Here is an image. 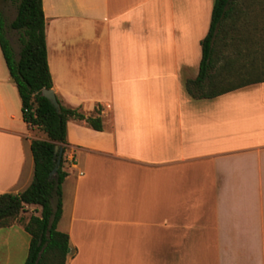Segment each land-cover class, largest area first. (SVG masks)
<instances>
[{"label":"crops","instance_id":"0c3cea01","mask_svg":"<svg viewBox=\"0 0 264 264\" xmlns=\"http://www.w3.org/2000/svg\"><path fill=\"white\" fill-rule=\"evenodd\" d=\"M41 3L56 97L101 110V131L70 120L60 145L67 264H264V83L185 90L214 0ZM34 139L0 49V195L31 183ZM25 214L0 228V264H24Z\"/></svg>","mask_w":264,"mask_h":264},{"label":"trees","instance_id":"16d2710c","mask_svg":"<svg viewBox=\"0 0 264 264\" xmlns=\"http://www.w3.org/2000/svg\"><path fill=\"white\" fill-rule=\"evenodd\" d=\"M6 1V0H0ZM16 5V16L9 28L19 32L18 58L5 36V22L0 12V49L9 76L15 83L21 99L22 117L29 128L42 131L47 140L34 139L30 149L33 158V176L29 186L18 194L0 195V228L19 220L26 207L36 206L39 215H32L23 228L30 236L24 264H67L68 235L57 230L62 213L61 185L66 176L62 159L55 176L49 179L57 155L56 145L66 144V125L70 120L84 122L95 131L102 130L100 108L94 115L86 116L78 108L60 104L57 114L50 102L41 96L42 89H52V79L47 64L45 20L41 0H9ZM237 0H214L211 22L206 36L200 42L202 57L199 72L194 80L185 83L186 93L194 98L212 99L225 93L256 84L262 80H244L228 83L229 73H211L216 58V45L223 38L224 22L234 13ZM222 37V38H221ZM237 81V80H236ZM55 201L54 208L51 203Z\"/></svg>","mask_w":264,"mask_h":264},{"label":"rangeland","instance_id":"374dc122","mask_svg":"<svg viewBox=\"0 0 264 264\" xmlns=\"http://www.w3.org/2000/svg\"><path fill=\"white\" fill-rule=\"evenodd\" d=\"M0 12L7 23L10 46L17 55L21 47L18 34L9 28V23L16 16V5L9 0L1 1ZM231 17L233 20L229 18L224 22L223 32L226 34L216 45L217 54L211 73H232L228 83L235 84L241 80L264 79V0H237ZM51 205L54 208V200ZM25 213V218L39 215V208L29 206Z\"/></svg>","mask_w":264,"mask_h":264},{"label":"water","instance_id":"95a60500","mask_svg":"<svg viewBox=\"0 0 264 264\" xmlns=\"http://www.w3.org/2000/svg\"><path fill=\"white\" fill-rule=\"evenodd\" d=\"M41 96L47 99L50 104L54 107L57 114H60V104L58 103L57 97L54 93L53 89H42L41 90ZM54 153L57 155L56 164L53 168V170L49 174V179H51L53 176H55L57 170L59 169L60 162L62 159V147L60 145H56L54 147Z\"/></svg>","mask_w":264,"mask_h":264}]
</instances>
